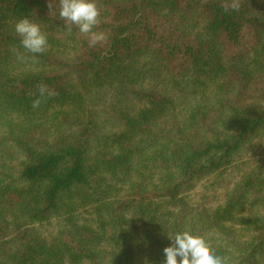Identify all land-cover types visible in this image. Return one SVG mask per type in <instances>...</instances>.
Masks as SVG:
<instances>
[{
	"label": "trees",
	"instance_id": "16d2710c",
	"mask_svg": "<svg viewBox=\"0 0 264 264\" xmlns=\"http://www.w3.org/2000/svg\"><path fill=\"white\" fill-rule=\"evenodd\" d=\"M49 2L0 0V264H163L184 230L264 264V0H97L94 47Z\"/></svg>",
	"mask_w": 264,
	"mask_h": 264
},
{
	"label": "clouds",
	"instance_id": "9594fccd",
	"mask_svg": "<svg viewBox=\"0 0 264 264\" xmlns=\"http://www.w3.org/2000/svg\"><path fill=\"white\" fill-rule=\"evenodd\" d=\"M240 7L241 0H230L224 10L227 12L231 8L233 11H239ZM48 8L52 15L53 0H50ZM100 15L97 0H59V18L65 22L66 34L71 35L75 26L80 34L88 37L90 47L108 40L107 33L95 30L101 22ZM14 30L20 37L21 46L32 54L27 57L18 53L16 59L19 62L35 60L38 54H44L50 47L48 34L42 31L40 24L27 17L19 19ZM37 89L39 96L32 102L33 109L39 108L46 96L56 95L55 91L43 83L38 84ZM170 241V245L163 249V264H224L223 258L213 253L210 242L203 235L184 230L177 232Z\"/></svg>",
	"mask_w": 264,
	"mask_h": 264
}]
</instances>
